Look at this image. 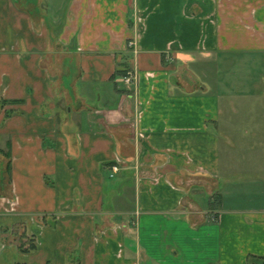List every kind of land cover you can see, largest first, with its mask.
Instances as JSON below:
<instances>
[{
    "label": "crops",
    "instance_id": "1",
    "mask_svg": "<svg viewBox=\"0 0 264 264\" xmlns=\"http://www.w3.org/2000/svg\"><path fill=\"white\" fill-rule=\"evenodd\" d=\"M235 56L264 105V0H0V264H264V161L201 84Z\"/></svg>",
    "mask_w": 264,
    "mask_h": 264
},
{
    "label": "rangeland",
    "instance_id": "2",
    "mask_svg": "<svg viewBox=\"0 0 264 264\" xmlns=\"http://www.w3.org/2000/svg\"><path fill=\"white\" fill-rule=\"evenodd\" d=\"M253 59L254 57L235 56L232 57L231 63L226 62L227 64L220 69H215L214 64L211 63L204 65L208 70V79L201 80V84L221 96L223 107L221 130L233 142L231 150L228 145L224 144L222 147V160L227 166L231 158L234 163L244 167L264 161V153H261L264 149V131L260 126L262 122L251 119L252 116L258 118L262 116L264 105L257 97H246L249 90L246 83L256 75L252 70L255 67L260 69V59L255 57L259 61L256 64L252 63ZM230 80L233 83H230ZM190 82L194 83L195 79L191 78ZM192 83L191 87H193ZM230 84L237 89H230ZM259 85L262 87L261 82ZM230 93L234 97L232 111L229 106ZM207 202L208 200L206 204Z\"/></svg>",
    "mask_w": 264,
    "mask_h": 264
},
{
    "label": "built area",
    "instance_id": "3",
    "mask_svg": "<svg viewBox=\"0 0 264 264\" xmlns=\"http://www.w3.org/2000/svg\"><path fill=\"white\" fill-rule=\"evenodd\" d=\"M133 47V43L131 42L129 44V48H132ZM136 78H137V75H136V72L133 71V70H129L127 72V76L125 77L124 81L127 83V84H131V83H134L136 81ZM119 172V167L118 166H115L113 168V174H117ZM112 175V177L114 176Z\"/></svg>",
    "mask_w": 264,
    "mask_h": 264
},
{
    "label": "trees",
    "instance_id": "4",
    "mask_svg": "<svg viewBox=\"0 0 264 264\" xmlns=\"http://www.w3.org/2000/svg\"><path fill=\"white\" fill-rule=\"evenodd\" d=\"M217 200H220V197H219V196H218ZM213 204H214V202L212 201V202L210 203V206L212 207Z\"/></svg>",
    "mask_w": 264,
    "mask_h": 264
}]
</instances>
